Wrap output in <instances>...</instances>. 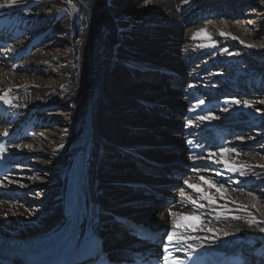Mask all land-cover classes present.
I'll use <instances>...</instances> for the list:
<instances>
[{
  "label": "bare ground",
  "instance_id": "1",
  "mask_svg": "<svg viewBox=\"0 0 264 264\" xmlns=\"http://www.w3.org/2000/svg\"><path fill=\"white\" fill-rule=\"evenodd\" d=\"M66 1L17 0L12 7H0V47H7L5 54L0 52V95L7 93L6 98L11 101L10 105L0 101V134L16 128L29 129V134L20 137L22 140L19 139L13 148L22 155L21 161L38 167L42 178H46L43 182L37 174L30 173V169L15 166L16 171L0 181V197L6 195L0 198V238L16 233L23 236L21 240L30 241L60 227L64 219L66 177L74 154L83 148L80 144L83 113L87 101L92 99L94 126L87 148L89 205L80 244L92 239L95 233L100 234V219L109 221L107 211L119 210L121 203L134 201L135 193L142 190V186L162 182L155 180L163 175L161 169L155 168V172L150 173L142 164L140 157L147 155L160 168L166 164L175 168L180 162L195 165L184 181L216 197V203L208 205L200 193L188 188L183 181L176 205L169 209L159 207L162 220L152 223L159 224L167 232L177 233H185V229L175 228L174 222L198 224L196 232H186L189 242L196 244L213 236L200 229L213 228L219 239L214 243L205 242L200 250L215 246L241 249L239 260L243 256L247 260L251 257V263L264 264V233L259 231L264 227V167H261L264 165V142L257 147L258 140H264V117L254 108L256 101L249 95L252 91L241 89L253 79L255 83L264 82V67L257 60L252 67L236 73L217 70L220 62L235 68L243 60L237 53L239 50L255 55V59L264 58V43L257 42L256 36L246 35L226 20L213 25L208 21L209 15L196 5V0H74L77 5L73 3L76 13L73 19H66ZM5 2L0 0V4ZM61 28L67 32L70 49L52 54L37 49L38 41ZM130 69L150 79L147 84L134 85V92L145 93L151 100L146 105L138 103L141 110L135 116L131 115L135 107L130 105L132 94L112 96L111 93L113 88L116 92L121 90L120 82ZM163 72H167V76H163ZM177 75L182 78L176 82ZM220 84L223 87L217 91ZM199 93H203V103L196 101ZM233 98L241 104L231 103ZM244 101H249L251 107H244ZM54 107H58L60 113L63 110V114L55 116ZM172 108H175L173 117L165 121L164 116L167 117ZM224 108L229 111L224 112ZM153 110L159 115L155 121ZM209 113L215 118L198 119ZM219 115L231 122H220ZM23 118H29V122L25 124ZM232 124L237 126L233 127L235 130H231L229 125ZM251 125L256 130L249 129ZM215 128H219V132L231 130L233 136L222 148H234L235 152L221 154V148L214 147L211 140L216 131H211ZM239 128L242 130L238 131ZM241 131L253 135L243 136ZM134 132L139 133L141 141L147 142L145 146L161 143L160 147L144 150V144L132 142ZM207 144L211 148L201 154L202 147ZM16 145L21 147L18 149ZM24 145H31V149ZM175 149L180 151L179 155ZM117 152L124 157L117 159L128 158L131 165L124 168L115 162L121 171L117 174L106 172L100 179L101 164ZM209 153L215 155L209 159ZM217 160L243 166L246 175L228 172L222 163L214 162ZM126 171L132 172L131 179L123 175ZM200 176L217 185L223 183L224 198L220 199L216 188L210 189ZM35 186H41L39 202L38 197L32 198ZM245 186L249 189H243ZM161 187L158 189L163 192ZM14 195L29 197L34 205H45L46 213L40 215V209H36V213L26 211L24 205L12 203ZM189 196L205 205L196 213L201 221H180L181 215L191 216L196 211L187 199ZM144 210L128 207L127 213H133L131 218L137 222L151 221L140 214ZM250 220L260 223L250 224ZM122 232L125 234L122 239L107 246L108 249L119 246L124 250L134 243L133 238ZM225 232L230 235L225 236ZM105 237L106 242L111 239Z\"/></svg>",
  "mask_w": 264,
  "mask_h": 264
},
{
  "label": "rangeland",
  "instance_id": "2",
  "mask_svg": "<svg viewBox=\"0 0 264 264\" xmlns=\"http://www.w3.org/2000/svg\"><path fill=\"white\" fill-rule=\"evenodd\" d=\"M73 3H75V5H77V3L74 0H67L65 3L66 6L64 8V11L67 12V18L66 19H70V18L73 19L75 17L74 15L76 13L74 14V11L72 8ZM196 3H197L196 4L197 6H202V7L204 6L205 7V5H206V8H208V12H211L212 16H210L208 13H206L205 10H202L201 8L200 9L204 12L205 15H209V17H207L208 21L213 23V25L220 23L222 20H226L230 24L236 26V28L240 29L246 35L256 36V41L258 40L257 42L264 43V0H196ZM210 3L212 4L211 6L209 5ZM66 37H67V32L64 31V29L61 28V29L55 30L54 33L48 34L42 40L38 41L41 43L40 45L37 42V49H43L48 54H52L55 52L63 53L72 47V45L69 44L70 41ZM2 47H6V46H2ZM6 49H7V47H6ZM5 53L6 52L4 51V53H1V54H5ZM237 53H238V55L243 56V60L235 68H233L232 66L229 67V65H226L223 62H220L217 70L228 72V73H233V72L236 73L237 70H242V69H247L249 67H252L254 65V63L257 62V60H260L262 63L261 66L264 67V58L255 59L256 58L255 55L245 54L242 52V50H239ZM112 65L114 67L115 59L112 60ZM226 66H228V67L225 69H222ZM127 72H128L127 77L124 78L123 81L120 82L121 83V90L116 92V90L113 88L111 90V93H113L112 96L115 95V93H116V96H120L121 93L127 94V95L132 94L133 100L130 102V105L131 106L135 105V107L131 110V112H132L131 115L135 116L137 114V112H139V110H141V105H139L138 103L144 102V103L148 104V102H150L151 100H149L148 97H145L146 96L145 93L134 92V88H135L134 85L135 84H137V85L143 84V83L147 84L150 79L144 77L136 69H130ZM166 74H167V72H163V76H167ZM177 76H179V77H177L175 79L176 82H177V80L181 79L180 75H177ZM144 78H146L148 80L144 81ZM170 78H171V76H170ZM169 80H171V79H169ZM254 80L255 79H253L252 83L247 84V86L252 88V92L249 93V95L251 97H254L253 101H256V102H253L254 108L256 110L259 109L258 112L264 117V82H256L255 83ZM181 82H182V80H181ZM242 86H244V85H242ZM219 87H223V84H220V86L217 87V91H218ZM239 89L240 88H238V91H239ZM211 108H212V110H214V107H211ZM153 111H154L153 112V116H154L153 121H155L154 118L159 117V115L157 114V112L155 110H153ZM53 112H55V116H61V114H63V110L60 113L58 107H54ZM174 112H175V108L169 109V114L167 115V117L164 116L165 121L170 120L173 117L172 114ZM62 119L63 118H58V120H62ZM217 119L222 123L231 122L230 120L223 119V117L220 115L218 116ZM237 121L238 120H236V122ZM23 122H26L25 124H27L29 122V118H23ZM23 122H22V124H23ZM57 124L60 125L61 122L57 123ZM229 126L231 128H233L235 125L232 124ZM236 127L237 126H235V129H236ZM249 127H251V128H249L251 130H256L255 128L252 129V127H255L254 125H251ZM237 130L240 131V128ZM240 133L243 136H252L253 135L252 132H248V131H246V133L244 132V134H242L243 132H240ZM139 136L140 135L138 132H134L131 136L132 142L137 143V144H144V147L146 149H156V147H160L159 145L161 143L152 144L151 146H147V145L145 146V144H147V142L141 141V138ZM21 140L22 139L20 138L19 141H21ZM258 141H259V144L257 147L261 146L264 142L263 139H259ZM226 145H228V142L225 144V146ZM214 150H217V149H214ZM255 150H257V148ZM19 155H21V154H19ZM36 155H38V154H36ZM112 156H114V155H111V157ZM117 157L119 158V154ZM46 158L48 159L49 157H46ZM145 158H147V155H145ZM148 159L151 160V158H148ZM107 161H108V158L101 164V170L98 172V175L102 176L100 179H103L107 173H111V174L119 173L121 170H120V168L116 167V164L118 166L119 163H121L124 168H127L129 165H131V163L128 162V161H130L128 158H125V160L124 159L119 160V159L115 158L114 162H117L116 164L114 162H110V161H108V162H110V163H108ZM123 163H125V164H123ZM190 165H192V164H190ZM18 166L20 168L30 169V171H29L30 173H32V174L35 173V174H37L39 179H43L42 178L43 176H41L42 174H40L41 172L39 170H37L38 167H35L32 163L21 161V164ZM192 168H195V165H192ZM29 172H24V173H29ZM123 175L127 178V180L131 179V176H133L131 171H126L125 173H123ZM45 179H43V182L45 181ZM41 184H43V183H41ZM40 187L41 186H35L33 188V190L31 191L33 199L38 197L37 193L42 195ZM183 187H184V185L182 182L181 189ZM243 189L247 190V189H249V187L245 186ZM139 191H141V190H139ZM138 192H136L135 194H138ZM252 193H256V192L252 191ZM13 197H14L13 198L14 201L11 198L12 203L24 205V207L26 208V211H28L30 213H36L37 212L36 209H40V215H42V214H45L47 211V209L43 207L45 205H43L41 203H38L37 205L32 204L29 201V197H24V199H18V198H22V197H19V195H14ZM0 198L4 199V198H6V195H2ZM147 198H149V197H147ZM175 198L177 199V196H175ZM136 201H137V196H136V199L130 203H126V204L121 203V206L119 208L120 209H126V210H123L122 212L125 214L131 215L133 213H131L130 211H128V213H127V209H128V207H132V208L136 209L135 208L136 206H133V204ZM37 202H39V197H38ZM130 204H132V205H130ZM141 207L145 209L142 212L143 215H146L145 218L152 219L149 222L162 220L161 209L159 208V207H161L160 204L155 203V204H152L148 207H143V206H141ZM142 208H138V209H142ZM138 209H136V210H138ZM154 213H156V214L153 215ZM122 231H124V230L119 229L118 231H115L116 233L113 232L112 236H110L111 239L107 242V246H110V244L114 241L116 244L119 239H122V237L125 235ZM121 232H122V234H121ZM100 233H103V232L100 231ZM10 235H16L17 236L16 233H12ZM104 236H107V234H104ZM215 247H217V246H215ZM225 249L229 250V248H227V247ZM231 249L232 250H229V251L231 253H233V250L236 248H234V249L231 248ZM239 250H235V254L237 256H238V253L241 251V250L240 251ZM248 261L251 262L250 258L248 259Z\"/></svg>",
  "mask_w": 264,
  "mask_h": 264
},
{
  "label": "snow or ice",
  "instance_id": "3",
  "mask_svg": "<svg viewBox=\"0 0 264 264\" xmlns=\"http://www.w3.org/2000/svg\"><path fill=\"white\" fill-rule=\"evenodd\" d=\"M185 2H187V0H185ZM17 0H6L5 3L0 4V7H4V6H8V7H12L14 5H16ZM27 5H25L26 7ZM201 32H203V30H200ZM197 35H199V33H197ZM221 35H226L225 33H221ZM243 43V42H241ZM214 46V44H213ZM247 47H256V45H247ZM222 52H227V49H222ZM229 55H233V53H228ZM7 97V93L5 95H0V101H3L5 104H11V101L9 99L6 98ZM229 101H226V103H228ZM200 103H203V101H200ZM231 103H234L236 105H240L241 101L237 100V99H232ZM244 107H251V104L249 101H244L243 102ZM224 112L229 111L228 108H224L223 109ZM257 111H259V109H257ZM215 117H213V115L211 113H209L207 116H201L198 117V119H200L201 121L204 120H211L214 119ZM189 125H192V121L188 122ZM65 132H67V130H65ZM8 133L5 132L4 135H7ZM240 139H243L242 137ZM16 147L19 149L21 146L20 145H16ZM25 148L31 149V145H24ZM61 147H63L61 145ZM0 151H3V148H0ZM236 150L234 148L232 149H228V148H221L220 152L221 154L227 153V152H235ZM215 153H209V159H211L212 156H214ZM191 158V157H190ZM215 163H222L224 165V168L228 171V172H233V173H239V175L244 176L246 175L245 171H244V167L243 166H236L233 163H229L228 160H217L214 161ZM261 167H264V165H261ZM194 171H199L197 169H194ZM221 173H216V175H220ZM200 180L206 184L210 189L211 188H216L217 192L220 193V199H223V192L221 190H223L225 188V185L223 183L217 185L215 183L212 182L211 179H206L204 176H200ZM184 183L187 185L188 188L192 189L194 192L196 193H200V197L203 200H206L208 202V205H214L216 203V197L207 193V192H202V189L200 186L196 185V184H191L189 183L187 180L184 181ZM238 183V181H237ZM37 195H40L39 193H37ZM249 195L251 196L252 193H249ZM185 196V194L182 192L181 193V198L183 199ZM188 201L191 203V205H193V207L196 209V211H194L191 216L188 215H181L180 217V221H191V220H196V221H201V217L199 215H197L196 213L200 210V209H204L205 205L198 203L197 200L192 199L191 196L187 197ZM255 207V205H253ZM170 215L175 216L176 213H170ZM218 218V217H217ZM236 218V217H234ZM249 223H260V221H256V220H250ZM175 228H184L185 229V233H177L174 231H169L167 233V245L164 248V253L165 255L163 256V264H184L183 261H181L179 258H172V253L168 250L169 246L172 247H176L178 251H184L185 253H187V255L189 256V258L192 257L193 253H196L198 251V248H202L205 246V242L208 243H214L216 239H219V237L215 236V229L213 228H206V229H200V230H206L209 233H213L212 237H205L204 241H202L199 244L196 243H190L189 242V236L186 234V232L191 231V232H196L199 228L198 224L195 223H181L179 221L174 222L173 225ZM259 231L261 233H264V227H261L259 229ZM225 236L230 235V233L225 232L224 233ZM193 240L197 239L196 237H192Z\"/></svg>",
  "mask_w": 264,
  "mask_h": 264
},
{
  "label": "water",
  "instance_id": "4",
  "mask_svg": "<svg viewBox=\"0 0 264 264\" xmlns=\"http://www.w3.org/2000/svg\"><path fill=\"white\" fill-rule=\"evenodd\" d=\"M10 236H13L14 238H20V239H22L23 238V236L21 237V235H10ZM27 235H24V237H26ZM5 238H10L9 236H4Z\"/></svg>",
  "mask_w": 264,
  "mask_h": 264
}]
</instances>
